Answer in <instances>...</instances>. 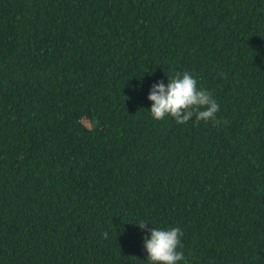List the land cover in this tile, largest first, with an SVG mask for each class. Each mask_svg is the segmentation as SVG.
<instances>
[{
	"label": "trees",
	"instance_id": "1",
	"mask_svg": "<svg viewBox=\"0 0 264 264\" xmlns=\"http://www.w3.org/2000/svg\"><path fill=\"white\" fill-rule=\"evenodd\" d=\"M185 71L219 123L152 118ZM151 227L264 264V0H0V264H149Z\"/></svg>",
	"mask_w": 264,
	"mask_h": 264
},
{
	"label": "clouds",
	"instance_id": "2",
	"mask_svg": "<svg viewBox=\"0 0 264 264\" xmlns=\"http://www.w3.org/2000/svg\"><path fill=\"white\" fill-rule=\"evenodd\" d=\"M151 101L150 113L154 120H162L171 116L176 123L185 124L195 116L196 121L219 123L216 114L220 105L213 98L212 93L197 87L193 75L185 71L177 72L168 77L167 84L157 82L147 97ZM145 229L146 222L135 224ZM149 235L144 238V248L149 264H178L184 260L182 247V231L178 227L171 229H147ZM106 239L108 233L102 234Z\"/></svg>",
	"mask_w": 264,
	"mask_h": 264
}]
</instances>
